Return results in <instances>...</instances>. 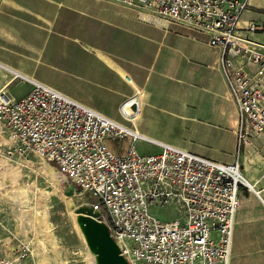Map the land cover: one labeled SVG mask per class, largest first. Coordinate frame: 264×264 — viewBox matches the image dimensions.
<instances>
[{
	"label": "built area",
	"instance_id": "built-area-1",
	"mask_svg": "<svg viewBox=\"0 0 264 264\" xmlns=\"http://www.w3.org/2000/svg\"><path fill=\"white\" fill-rule=\"evenodd\" d=\"M103 1L208 35L237 107L238 154L264 139V43L254 37L263 27L243 20L251 0ZM17 81L32 89L22 99L0 90V133L91 199L129 264H230L239 191L251 190L239 159L223 163L165 144L142 154L136 142L145 138L135 130L14 72ZM128 138L124 154L108 145ZM152 209H173L176 219L164 222Z\"/></svg>",
	"mask_w": 264,
	"mask_h": 264
},
{
	"label": "crops",
	"instance_id": "crops-1",
	"mask_svg": "<svg viewBox=\"0 0 264 264\" xmlns=\"http://www.w3.org/2000/svg\"><path fill=\"white\" fill-rule=\"evenodd\" d=\"M208 39L103 0H0V90L16 99L30 93V84L10 82L14 72L55 89L135 130L145 138L136 142L142 154L165 144L223 163L239 159L254 190L239 191L230 264H264V139L238 154L237 107ZM20 86L26 93L18 97ZM133 99L139 110L129 118L123 109ZM130 144L108 142L119 154ZM221 146L231 159L210 156Z\"/></svg>",
	"mask_w": 264,
	"mask_h": 264
},
{
	"label": "rangeland",
	"instance_id": "rangeland-1",
	"mask_svg": "<svg viewBox=\"0 0 264 264\" xmlns=\"http://www.w3.org/2000/svg\"><path fill=\"white\" fill-rule=\"evenodd\" d=\"M251 6L243 17L263 27L254 37L264 43V20L259 21L260 16L264 18V0H251ZM25 91L26 87L20 86L13 93L19 97ZM15 146L10 137L0 133V264H90L75 211L89 205L91 199L78 189L67 196L65 191L71 185L60 174L63 185L49 175L45 167L50 163L32 155L21 156ZM218 148L220 152L210 156L231 159L232 149ZM7 169L19 170L15 182ZM152 213L164 222L176 219L173 209H152Z\"/></svg>",
	"mask_w": 264,
	"mask_h": 264
},
{
	"label": "water",
	"instance_id": "water-1",
	"mask_svg": "<svg viewBox=\"0 0 264 264\" xmlns=\"http://www.w3.org/2000/svg\"><path fill=\"white\" fill-rule=\"evenodd\" d=\"M123 110L127 117H135L139 110L138 100H131ZM48 166L52 168L51 164ZM74 190L75 188L71 186L65 193L71 196ZM75 215L77 226L94 259V264H129L113 239L109 227L100 220L99 213L92 206L83 205L77 208Z\"/></svg>",
	"mask_w": 264,
	"mask_h": 264
},
{
	"label": "bare ground",
	"instance_id": "bare-ground-1",
	"mask_svg": "<svg viewBox=\"0 0 264 264\" xmlns=\"http://www.w3.org/2000/svg\"><path fill=\"white\" fill-rule=\"evenodd\" d=\"M9 82V81H8ZM5 85V84H4ZM7 86V85H6ZM10 85H8L7 86V88L9 87ZM4 88V87H3ZM136 122V121H135ZM3 162V161H2ZM4 163V162H3ZM46 169H47V171H48V173H49V175L54 179V180H56L57 182H59L60 181V184H62L63 183V181L61 180V179H59L60 177H59V175L58 174H60V173H57L56 171H54V170H52L49 166H47L46 165V167H45ZM6 173H8V175L10 176V179H11V181H12V183L13 182H15V179L18 177V175H19V170H16V169H14V170H11V172H9V169H7L6 170ZM62 177V176H61ZM59 179V180H58ZM62 181V182H61ZM247 184H248V182H247ZM63 185V184H62ZM61 185V186H62ZM0 186H1V184H0ZM4 186V185H3ZM60 186V187H61ZM248 186L249 187H251L252 188V186H250L249 184H248ZM252 190H254L253 188H252ZM25 191V190H24ZM12 193V192H11ZM21 193V192H20ZM23 193V192H22ZM15 198V197H14ZM23 203V202H22ZM22 205V204H21ZM26 206V205H25ZM23 208V207H22ZM77 229H78V232H79V234L81 235V237H82V240H84L83 239V236H82V234H81V232H80V230H79V228H78V226H77ZM85 242V241H84ZM91 255V254H90ZM88 259H90V264H94V259H93V257L92 256H90V258H88Z\"/></svg>",
	"mask_w": 264,
	"mask_h": 264
}]
</instances>
